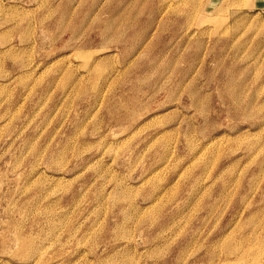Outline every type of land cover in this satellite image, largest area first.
Instances as JSON below:
<instances>
[{
	"label": "rangeland",
	"instance_id": "1",
	"mask_svg": "<svg viewBox=\"0 0 264 264\" xmlns=\"http://www.w3.org/2000/svg\"><path fill=\"white\" fill-rule=\"evenodd\" d=\"M261 221L264 0H0V264H252Z\"/></svg>",
	"mask_w": 264,
	"mask_h": 264
},
{
	"label": "bare ground",
	"instance_id": "2",
	"mask_svg": "<svg viewBox=\"0 0 264 264\" xmlns=\"http://www.w3.org/2000/svg\"><path fill=\"white\" fill-rule=\"evenodd\" d=\"M250 222V221H249ZM260 224H262L263 225V222L261 221L260 222ZM263 227V230H264V225L262 226ZM261 229V228H260ZM262 230V231H263ZM254 235V234H253ZM250 237V236H249ZM258 237V233H256L255 234V236H254V239L255 238H257ZM237 244H238V242H237ZM257 244H258V246L256 247L255 245V247L253 246V247H251V250H252V254L253 255H251L252 256V258H251V263L252 264H264V254H261V252H262V250L264 249V231H263V234H262V237H260V238H258V240H257ZM233 246V245H232ZM223 247V246H222ZM235 247V246H234ZM230 248V247H229ZM253 248L254 249H256L257 250V252H255L254 253V250H253ZM231 249V248H230ZM234 249H236V247L234 248ZM233 249V247H232V250H234ZM231 251V250H230ZM234 252V251H233ZM232 252V253H233ZM246 256H248V255H246ZM250 257V256H249ZM224 258V257H223ZM245 258V257H244ZM243 258V259H244ZM247 258V257H246ZM242 259V258H241ZM242 259V260H243ZM225 260L227 261V259L225 258ZM236 261H238V260H236ZM235 261V262H236ZM241 261V260H240ZM246 261V260H245ZM227 263V262H226ZM223 264H224V262H223ZM239 264V263H238ZM245 264H247L246 262H245Z\"/></svg>",
	"mask_w": 264,
	"mask_h": 264
}]
</instances>
